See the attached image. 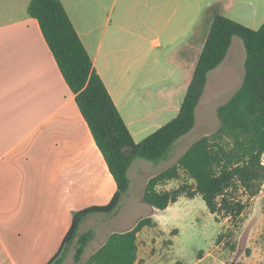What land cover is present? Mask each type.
<instances>
[{"label": "crops", "instance_id": "crops-1", "mask_svg": "<svg viewBox=\"0 0 264 264\" xmlns=\"http://www.w3.org/2000/svg\"><path fill=\"white\" fill-rule=\"evenodd\" d=\"M31 2L0 0V264H48L59 252L73 215L107 206L117 192L115 179L75 95L38 21L28 14ZM61 2L136 143L177 117L183 101L178 99L180 88L173 84L175 79L181 81L171 66L173 53L182 48L183 59V39L186 45L193 43L195 63H190L191 67L189 62L181 63L188 69L187 83L189 78L192 81L206 41L204 36L194 39L191 34L199 18L210 11L208 33L216 14L254 30L264 24V0H186L184 5L183 0ZM153 37H157L156 42ZM230 56L229 65L234 66L240 56ZM139 80L151 83L145 85L147 93L138 94L135 82ZM153 96L165 101L151 110L153 105L146 98ZM165 117L170 120L164 122ZM139 160L129 168V180L135 174L132 166ZM168 184L159 189L169 190ZM130 188L131 180L128 191ZM263 203L264 185L249 201L245 211L251 215L244 229L252 221L264 224V214L259 211L262 207L256 211L257 204ZM121 212L122 205L111 214L115 221L112 233L105 238L93 231L97 220L101 225L107 223V219L95 218L102 213L91 214L83 221L79 230L85 224L94 232L88 247L99 240L89 258L113 233L135 227L124 228L118 221ZM228 221L222 222L226 225ZM251 234L248 240L253 239ZM259 254L262 250L256 248L253 257ZM141 262L139 247L136 264Z\"/></svg>", "mask_w": 264, "mask_h": 264}, {"label": "trees", "instance_id": "trees-1", "mask_svg": "<svg viewBox=\"0 0 264 264\" xmlns=\"http://www.w3.org/2000/svg\"><path fill=\"white\" fill-rule=\"evenodd\" d=\"M28 14L38 21L117 184V192L107 206L92 207L73 215L71 228L59 252L48 264H64L72 247L75 248L73 264H80L94 237L93 231L79 235L83 221L91 214L117 212L130 187L128 171L133 162L137 158L155 163L167 160L174 145L194 129L208 74L223 63L233 38L239 37L246 50L245 74L240 88L217 110L218 129L196 141L176 163L150 178L143 195L147 205L161 211L182 196L191 199L200 196L217 221L229 219L236 225L247 209L248 201L259 195L264 185V24L254 30L216 14L177 117L136 143L104 82L94 70L61 0H32ZM182 177L186 181L177 188L159 189ZM153 226L155 222L148 217L141 219L132 230L113 233L85 264H136L138 235ZM176 234L177 231L173 233ZM233 235L232 231L221 234L218 245ZM226 244L230 246V243Z\"/></svg>", "mask_w": 264, "mask_h": 264}, {"label": "rangeland", "instance_id": "rangeland-1", "mask_svg": "<svg viewBox=\"0 0 264 264\" xmlns=\"http://www.w3.org/2000/svg\"><path fill=\"white\" fill-rule=\"evenodd\" d=\"M185 2L186 0H183V5ZM91 4L94 5V3ZM209 14L210 11L203 15L202 18H199L195 25H193L191 34L194 39L203 38L204 36L206 40L208 36L207 28L209 21L207 18ZM97 23H100V19ZM184 33L185 27L183 28ZM156 38L153 37L151 39L156 42ZM234 39L230 55L239 54L240 60L234 66H231L229 65L231 56L229 55L224 63L209 74L211 78L207 83V87L197 108L196 126L194 129L174 145L167 160L155 163L144 158H138L140 160L132 166V168L134 167L135 174L134 176L131 174L130 177V191L121 200L122 212L119 214L118 221H122L124 228H132L141 219L148 217H151L158 223V225L153 227L145 228L138 236L142 260L140 264H264V224L252 221L244 229L245 220L251 215L248 211L243 213L244 216L237 221L236 225L230 220L225 225L222 222L224 219L221 218L219 221L215 219L200 196L193 199L182 196L178 202L172 204L166 211L156 210L147 205L143 200L148 178L156 176L172 166L192 144L204 136L213 134L218 129L220 121L217 110L220 106L226 104L240 88L245 72V46L241 38L235 37ZM184 42L185 40L183 39V59L181 58L182 48L177 49L173 53L171 64L173 68H176L177 75L181 78L180 82H177L176 79L173 81V84L176 82V85L180 88L178 89V99L181 102L184 100L188 84L191 81V78H189L187 83L188 69L181 63L182 61L189 62L188 64L191 67V64L195 63L197 57V51L195 52L193 43L191 42L186 45ZM186 56H188V59H185ZM233 73L237 74L233 76ZM139 77L142 76L139 75ZM135 83L138 94L147 93L145 85L151 84L148 81L140 80ZM146 100H150L149 103L153 105L151 110L163 105L165 101L163 98L157 96L148 97ZM163 120L166 122V120L170 119L165 117ZM185 181L186 179L182 177L180 181L168 184L167 189L172 190L177 188ZM244 199L246 201L247 198ZM260 206L262 207L261 210H259ZM263 206L264 203L263 205L257 204L256 211L259 210L264 214ZM95 218L107 219V223L101 225L100 221L97 220V227L93 226V231L97 230L98 235L101 234L100 237L102 238L109 236L112 233L113 221H115L114 218L112 219V215L98 214ZM88 230V225L84 224L82 229L79 230V235L84 234ZM176 231L177 234L173 235ZM229 231L233 232V237L230 239L226 237L218 245V237L221 234L229 233ZM248 234L252 235V240H248ZM98 241L92 242L88 249H86L80 264L86 263L89 256L95 250ZM227 242L230 243V246L226 244ZM232 245L235 246L234 250L231 249ZM256 248L262 250V255L260 256L259 254L253 257V252ZM74 252L75 248L72 247L64 264H73ZM201 257H205V259L199 260Z\"/></svg>", "mask_w": 264, "mask_h": 264}]
</instances>
